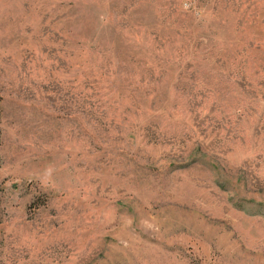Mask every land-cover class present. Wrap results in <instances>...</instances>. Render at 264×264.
I'll use <instances>...</instances> for the list:
<instances>
[{
  "label": "rangeland",
  "instance_id": "obj_1",
  "mask_svg": "<svg viewBox=\"0 0 264 264\" xmlns=\"http://www.w3.org/2000/svg\"><path fill=\"white\" fill-rule=\"evenodd\" d=\"M0 264H264V0H0Z\"/></svg>",
  "mask_w": 264,
  "mask_h": 264
}]
</instances>
